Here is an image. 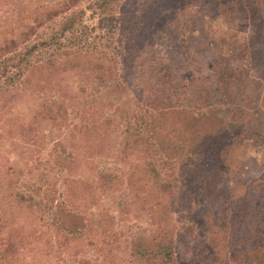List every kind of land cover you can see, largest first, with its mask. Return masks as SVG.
Wrapping results in <instances>:
<instances>
[{
  "label": "rangeland",
  "instance_id": "1",
  "mask_svg": "<svg viewBox=\"0 0 264 264\" xmlns=\"http://www.w3.org/2000/svg\"><path fill=\"white\" fill-rule=\"evenodd\" d=\"M63 1L0 0V33L5 39L21 27L22 16H33L38 7L55 13ZM217 1L78 0L49 25L28 32L30 43L46 45L32 54L33 62L37 54L45 60L60 51L49 45L51 38L83 52L66 74L49 76V85L22 89L16 99L0 104V212L5 217L0 224L25 238L16 264H140L134 239L161 230L175 234L177 264H224L223 258L215 260L212 240L229 264H264V237L256 236L264 228V7L252 11L249 21L233 23L220 18ZM255 29L251 67L241 42ZM106 35L110 42L102 41ZM235 39L238 50H232ZM21 45L0 59L26 51ZM223 71L228 78L222 87L218 78ZM51 84L68 87L70 96L57 102L60 115L54 121L44 115ZM154 97L171 107L154 112L146 104ZM134 118L156 122L149 125L150 134L178 152L177 160L161 171L160 183L178 181L179 195L153 189L159 179L140 163L138 153L124 149ZM231 128L234 142L225 140ZM244 129L248 132L241 135ZM198 131L217 136L228 148L230 168L225 167L223 179L232 192L236 187V204L251 206L248 233L241 220L234 232L230 228L228 240L218 224L213 226L208 210L220 222L222 210L203 193L211 157L187 152L199 143H191ZM59 155L71 166L60 163ZM199 163L205 171L197 169ZM99 169L114 176L116 192L96 200L91 185H96ZM28 188L42 201L45 217L40 221L34 210L15 205L17 192ZM107 211L115 224L106 227H114L98 236L95 221ZM62 213L63 226L72 230L91 218L90 239L64 248L67 241L56 235L53 224Z\"/></svg>",
  "mask_w": 264,
  "mask_h": 264
},
{
  "label": "trees",
  "instance_id": "2",
  "mask_svg": "<svg viewBox=\"0 0 264 264\" xmlns=\"http://www.w3.org/2000/svg\"><path fill=\"white\" fill-rule=\"evenodd\" d=\"M76 3H78V0H64L62 3H60L58 10L55 13H50L45 8L38 7L34 12L33 16H22L18 21V23L21 24V27H19L18 29L14 28L13 31H11V33H9L8 36L5 37V39L3 37L4 34L0 33V56L3 55L6 51L17 49L18 47H20L21 44V46H26L27 49L24 52H13L10 57L0 59V63L3 69V72L0 71V104H4L8 101L10 102L16 99V97L20 95L22 89H34L37 85L42 84V82L46 85H49V82L45 81L49 76L50 78H54L58 75L62 76L66 74L72 66L76 65V63L81 57V53L79 52H83V50L75 52L77 50L76 48H74V46L62 44L58 42L57 38H51L49 41V45L51 43L58 46L60 48V51L45 60H42V58H40L42 57V54H37L38 56L34 57H38V60L33 62L29 59L30 57H32V54L37 52L39 49L45 48L46 45L44 41H40L35 44V42L30 43L28 40V32L30 30H38L45 25H49L54 19H56L60 15H63L66 11L70 10V8L76 5ZM216 4L220 18H226L231 20L233 23H236L237 21L239 22L241 20L249 21V16L252 11L264 7V0H218ZM124 27H122V29ZM122 29L120 28L121 31ZM126 29L127 28H125V30ZM258 33L259 30L255 29L251 32V34L249 33L248 36H246L243 42H241L244 44L243 47L246 50L247 57L250 59L249 65L251 67H253V60L255 61V52H253V47L256 44L254 42V37L258 38ZM105 39H108V35H106L102 39V41ZM235 40V48L232 50H238L239 48L237 45H239L240 41L237 39ZM168 48L169 51L172 53L174 48L171 46H168ZM14 54H16V56H13ZM106 54L109 55L108 52H106ZM230 55L234 56V52H232ZM220 73V75L222 76H220L218 80L222 81L221 86L223 87V85H227L225 81L228 76H224V71L223 73ZM261 81H264V75ZM112 84H114V80H110L109 85L111 86ZM51 85L52 89L49 93L50 96L47 97L48 99L45 98L47 100L48 106L46 108L47 110L44 109V115H48L50 119L54 121L60 115V104H57V102L60 99L62 102H65L64 100L66 99V97L70 96L68 94V87L56 89L55 85ZM42 89H44V87ZM200 97L202 96L200 95ZM199 99L200 98H198V100ZM165 100L167 101L168 98H165ZM161 103L162 99L154 97L153 100L149 99L146 104L148 107L155 110L154 112L156 113L171 107V104L161 105ZM199 116L201 117L202 115ZM199 116H197V119H199ZM155 123L156 122H153V120H148V122H144L141 119L136 120L134 118L132 120V125L127 129V137L124 149L130 150L133 153H138V156L140 157V163L142 164L143 161L146 168H150L153 174L159 179V182H156L158 186L154 184L151 185L153 189L158 187L159 192L161 191L160 188L163 190L171 189L174 190L175 193H171L172 196H176L179 195L178 193H181L179 185H177L178 181L177 183L172 182L170 185H166L164 183L161 184L160 177H162L161 171L163 169H166V165H170L172 162H175V160H177L175 154L178 152L176 151V149L172 148L168 143H164L161 146V141L158 143L157 138L154 136V134H150L151 132L149 131L148 127L150 124L152 125ZM199 132L200 131H198L197 137H192L191 139L192 144L194 142L199 143L192 146L193 149H190L187 152L189 153L190 157L191 153L195 155L196 152H198L202 157L205 156L203 158L211 157L212 161L210 162V164L209 162H207L206 164L207 167L211 169V171H209L208 168L206 169L208 172V176L206 177V189L203 193L204 196L208 198V201H211L212 203H214L215 206L222 210V215H220L221 222L218 219L215 220L212 211L208 210L207 213L213 216L212 220L214 219L213 226L218 224L224 230V238L227 237L228 240L229 237L227 234H229L230 228L233 226L234 232L237 228V224H240L241 220V223L244 225V227L246 228V232L248 233L249 229H252V226L250 227L252 221H248V216L252 214L251 206L248 203L243 206L240 204H236L235 198H238L240 196L238 195L236 197V187L232 186V189L234 188L232 192L230 190L229 181L223 179L224 172L226 174L225 167L227 169L230 168L229 158L226 155L228 148L227 146L225 148L224 146H221V143L218 140L217 136H212L208 134L201 135ZM247 132L248 131L244 129L240 133L241 135H245ZM226 133V135L224 134L226 136V141H228L230 137L232 138L231 142H234L236 140V138L233 137L235 132L232 128ZM262 135L263 132L260 133L259 136L256 138H260ZM256 140L257 143H260V140ZM56 159H58V161H60V163H63V165L65 166H71V164H69L70 162L68 158L64 156H56ZM199 164L198 166H196L197 169L200 171H205L204 168H200V166H202L201 163ZM97 171L99 172H97L96 185H91L92 194L94 195L93 198L96 197L97 200L98 195H103L107 197L114 196V193L116 192V181L114 176L111 173L103 172L100 169ZM178 171L184 172V168L179 167ZM181 176H183V174ZM33 192L34 194H36L34 190H31L29 188L25 191L20 190L19 192H17L14 198L15 205H17L22 210H34L36 218L40 221L45 217V212L42 211V201L33 198ZM229 192L230 195H227ZM209 196L211 197V199L209 198ZM185 199L187 200L188 198ZM189 199L192 200L191 197H189ZM221 201L222 203H220ZM2 215L3 214L0 212V222L2 220H5V217L1 218ZM63 215L64 214L62 213L57 216L53 224L55 226L56 235L63 237L67 241L63 243L64 248H66L69 245V242L71 241L80 239H90V235L94 231L93 222L90 220L91 218L88 220V222H86L84 226L72 230L71 227L65 228V226H63ZM98 218L99 219L95 221V232L98 236H100L99 233L103 235V233L113 229L114 226L112 228L106 227L108 225L112 226L113 223L115 224V218L113 215H111V213H109V211L105 212L102 216L100 215V217ZM246 221H248L249 223H247ZM263 225L264 224H262L261 227H263ZM46 226L50 225L46 224ZM188 229H193V226L191 225L186 227V231H188ZM170 232L172 231L161 230L162 234L160 235L153 237L140 236L137 237L136 240L134 239L133 251L136 259L140 262V264H177V256L175 252V234H172ZM19 233H13L12 230H7L6 227L4 229L0 224V264H16V262L20 259L19 257L24 250L23 245L25 238ZM211 233L212 232H210V235ZM256 236L264 237V228L262 229V231H259ZM209 242L215 249V260H217V258H223L225 259L224 264H229L227 255L221 256V254L218 252V249L213 244L215 240ZM258 246L260 247L262 245L258 244ZM239 255L240 252L236 253L237 258ZM241 260L244 261L242 257Z\"/></svg>",
  "mask_w": 264,
  "mask_h": 264
}]
</instances>
